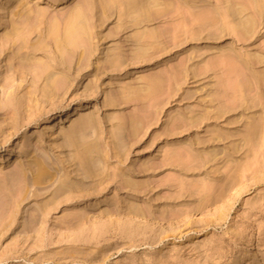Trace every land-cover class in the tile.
I'll return each instance as SVG.
<instances>
[{
    "label": "rangeland",
    "instance_id": "1",
    "mask_svg": "<svg viewBox=\"0 0 264 264\" xmlns=\"http://www.w3.org/2000/svg\"><path fill=\"white\" fill-rule=\"evenodd\" d=\"M47 1L12 0L7 5L8 11L3 12L1 7L6 0H0V17L2 16L4 20L9 19L8 16L11 14L8 12L12 8L19 14L21 11L22 14L24 13L21 14L20 23L27 40L25 41L26 47H22L21 51L16 53L18 61H29L30 63L34 61V67L40 63L46 64L54 52V38L62 30L64 32L70 18L79 12L81 13L80 18L84 15L90 20L92 27H96V32L113 31L108 40L100 39V36L91 40L90 45L95 48V55L91 59L93 62L100 56L98 52L104 46L119 45L130 53L128 50L131 40L126 41V38L134 30L131 27L125 28L126 30L119 28L120 31L116 29L118 6L124 4L126 0H72L69 4L62 5H52ZM157 1L162 2V6L157 7L158 10L153 9L152 26L159 31L158 34L159 37L161 35L162 42H166L163 44L166 47L170 46L171 50L165 53L161 47L155 45L156 47L153 46L152 50L154 52V48L158 47L157 52L159 50L162 52H158L161 54L160 57L155 56L150 61L149 59L127 60L128 65L123 71L112 76H104L100 82L101 87L104 85L103 87L106 86L116 91L123 86H135L139 82L137 79L139 75L147 74L148 76H145L150 78V75L154 76L153 74H155L157 80L162 77L159 81L163 83L158 82L161 86L153 84L155 89L150 87L149 92L137 93L138 96L137 94L127 98L117 96L113 98L116 105L106 108L102 104V91L99 94L91 95L83 93V87L88 83L83 77V81H80L77 86L69 88L62 99H59L58 102L53 100L51 101L53 103L45 104L43 107L44 109L46 106L49 108V106L58 105L55 110L57 128L68 125L69 118H71L69 115L64 116L60 111L64 107L63 104L69 106V109H73L78 108V104L81 103L83 105L80 108L81 112L94 111L99 115L103 131L108 125L104 114L109 111L117 112L126 122H130L133 116L134 118L138 116L140 132L137 133V137H133L130 135L133 129L129 127L126 130V143L128 144L126 145L128 147L125 146L126 153L121 151L126 156L122 155V159H125L120 166L129 173L133 180L143 183L140 188L142 190L139 192L124 188L122 185L120 186L119 182L117 183V180H114L111 184L99 186L98 190H101H97L98 193L94 194V197L97 198L91 196L90 201L84 200L77 206L72 201L61 203L56 209L46 214L37 233L23 234L21 215H23L24 207L20 209L19 203L22 201L23 194L32 193L28 191L25 179L26 175H31V172L26 171V160L31 154L29 153L31 147L24 152L20 144L24 137L30 134L33 136L30 141L43 140L48 144L52 140L49 136L50 133L47 130H42L49 115V113H43L37 122L30 123L24 131L19 130L9 142L4 144V146L12 147L13 152L7 156V160L0 161V264H233L236 259H241L242 264H258L264 260V171L262 174L259 172L264 169L262 168L264 167L262 161L264 153L261 151H264V147L260 146V150L258 146V151L255 147V150L249 147L248 155H246L245 149L239 146L240 149L233 154L237 157L235 163L228 160L229 164L226 165V161L220 164L219 156L216 160L211 161L210 156L204 154V150L207 147H218L221 154L223 152L222 155L225 156L231 151L229 143L233 137L225 142L221 139V141L211 142L210 139L217 135L211 128L214 125L213 122L205 121L199 126L186 129V131L183 129L181 133H178L176 121H174L175 124L172 122V119L175 120L174 116L177 111H183L187 106L199 110L203 99L207 98L206 93L215 97L216 104L225 100L224 91L227 87H224V82L225 86L230 84L229 87L232 89H229L234 92L241 77L245 75L244 67L240 65V59L245 56L247 50L253 52L262 50L264 52V36H256L246 42L243 41V34H239V30L229 27L231 22L228 25L223 24L215 12L216 7L222 6L221 1L223 0ZM228 1L227 3L231 7L241 5L245 6L244 8H247L248 12L253 11L251 10V0ZM19 17L20 15L17 18ZM104 18L106 19L103 20ZM230 19V17L226 18L225 22ZM5 22L8 24V21ZM5 26L4 23L0 25V33ZM129 37L132 38L133 35ZM174 39L175 42L178 41L177 44ZM170 40L173 42L172 44ZM182 40L183 44L179 45ZM0 44H2L1 40ZM5 45L4 52L0 53V104L7 100L6 88L2 90L1 87L4 80L7 79L8 83H13L16 86L22 78L21 84L25 83V86L34 76L33 72H30L31 75L19 72L18 76L15 72L11 77V72L8 71L9 67L4 61L6 46H8ZM173 47L175 48L173 49ZM150 50L149 53L152 52ZM53 56L55 58L54 54ZM11 57L13 56L11 55ZM71 60L73 61L74 57ZM253 60L252 62L258 67L259 64ZM7 71L8 75L6 76ZM152 76L151 79L155 78ZM14 78L15 80H12ZM236 80L238 82H235ZM243 82L242 85H246V82ZM152 89L153 91H151ZM221 92L223 93L222 99ZM233 96L232 100L238 98L235 93ZM14 105L15 99L13 98L10 106ZM72 111L74 110L70 112ZM4 113L6 111L0 109V126L2 128L5 126V122L2 120ZM155 114L157 115L155 116ZM218 122L220 124L217 129L228 130L227 126H220L221 120ZM180 123L178 122V124ZM184 125L185 122L182 126ZM214 127L216 128V125ZM176 130L177 132L174 133ZM260 133L262 134H259V137H263L264 134L261 130ZM198 139L202 142L194 143L193 146L197 151H193L192 148L190 149L191 146L186 143L198 141ZM1 140L0 136L2 143ZM260 140L261 138L256 143L257 145L262 143ZM254 144L250 146H256ZM250 151L257 154L256 157ZM109 153L112 154L110 151ZM221 154L220 157H222ZM112 157L110 156L109 161L116 163L119 160L117 157ZM208 159L211 162H208ZM258 161L263 166L259 165ZM246 163L249 164L247 171L245 170ZM254 169L259 170L255 173L258 174L257 177L253 176L255 175ZM241 175L243 176L241 177ZM227 176L229 177L227 178ZM234 177L238 178L235 183L233 182ZM231 178L234 180L232 181ZM227 184L234 185L228 187ZM225 185L229 189L225 187V191L221 193L222 195L225 193V195L221 196L218 194V190ZM102 186L105 187L102 188ZM204 188L207 191L210 189L211 192L208 193ZM216 194L221 198L218 195L216 197ZM45 195H31L26 200L29 201V206H33L34 202L40 206L47 198ZM125 197L131 199L132 202H139L143 214L157 220V225L147 224L146 226L140 222L141 220L138 221V225L130 218L126 219L122 215L125 208L115 207L118 203H123ZM94 200L99 204L92 207L90 204ZM251 200L253 203H250ZM6 201L9 202L8 205L4 203ZM104 201L109 204L106 205ZM159 206L161 209L163 208V214L157 210ZM75 207H84L86 210L84 212L87 215L86 221L84 219L82 222L84 224H79L78 230L74 227L70 228L72 226H69L70 223L67 222L70 219L68 210L76 209ZM103 208H110L112 221L101 216L106 212V209L102 210ZM222 210L223 213L225 212L224 214H222ZM11 211L19 212V214L17 213L11 218ZM180 212H183L185 217ZM186 214H189V217ZM199 216H201V220H197Z\"/></svg>",
    "mask_w": 264,
    "mask_h": 264
},
{
    "label": "bare ground",
    "instance_id": "2",
    "mask_svg": "<svg viewBox=\"0 0 264 264\" xmlns=\"http://www.w3.org/2000/svg\"><path fill=\"white\" fill-rule=\"evenodd\" d=\"M10 1L12 0H6L5 4L1 7V11H8L7 5ZM41 1L43 0H36V2ZM71 1L72 0H48L47 2H51L52 5H62L64 3L69 4ZM227 1H221L222 6L220 4L221 7L218 6L215 8V12L220 17L223 24L228 25L231 22L229 27L239 30V34H243V41L246 42L248 40L250 41L251 38L253 39V37L255 38L256 36H264V0H251V10H253L251 12L252 14L246 10L247 8H244L245 6L243 7L241 5H235V7H231V5L227 3ZM161 6L162 2L160 3V1L158 2L157 0H126L124 4H119L117 10L118 15L116 14L118 28L116 26V29L120 31L119 28L123 30L125 28L129 29L131 27V29L134 30L132 34L127 35L128 38H126V41L131 40L130 49L128 50L130 53L126 52V50L119 45L104 46L101 48V50H99L98 53L100 54V56L95 60V62L91 60L92 56L95 55V48L90 45L91 40L94 38H98L99 36L100 39L106 38L108 40L111 32L113 33V31L108 33L96 32V27H92L90 20L88 18H85L84 15H82V17L80 18L81 13L79 12L78 14L70 18V21L66 25L64 32L62 30L61 33L56 35V37L54 38V52H52V58H50L51 61L49 60L46 64L40 63L37 67H34V61L30 63L29 61L21 62L17 60L16 53L20 52L22 47H26L25 41L27 40V37L20 23V18L24 13L22 14L21 11V15L17 13L16 10L14 11L13 8V10L10 8L11 10L8 12L11 14H9L10 16H8L9 19L4 20L2 16L0 17V25L2 23L6 24L4 30L2 31V33H0V40L2 42V44H0V47L3 48H0V53L2 51L4 52V45H8H5L7 47V51L5 52L4 61L9 67L8 71L11 72V77L14 76L15 72H17L16 75L19 72H24L30 75L33 72L32 74H34L31 79L29 76L28 80L30 79V83L25 86V83L21 84L22 78H20V82L16 86H14L13 83H8L7 79L4 80V82H2L1 84L2 90L6 88L7 100L4 103L1 102L0 104V109L6 111V113L2 114V120L5 122V126L4 128L0 126V136L2 138V143L0 142V161L7 160V156L10 155L11 152H13L12 147L6 145L4 146V144L9 142L13 135L18 133L19 130L22 129V131H24L30 123L37 122L38 119L42 117L43 113H49V115L46 118L48 121H46L42 130H47V132L50 133V139H52L50 140V142H48V144L46 142H43V140H38L36 142L35 140L30 141L31 137H33L30 134L29 136L24 137V140L20 144V147L24 152H26L31 147V150L29 151V153L31 154L26 160V171L31 172V175H26L25 179L26 187L28 191L32 193L23 194L21 197L22 201L19 203L20 209L21 207H24L23 215H21V231L23 232V234L31 235L32 233H37V230H40L41 228L40 225L45 219L46 214L56 209L61 203H67V201H72L77 206L78 203L83 202L84 200L88 199L90 201L91 196H93L92 198L96 197H94V194L98 193L97 190L99 186L111 184V182L114 180H117V183L119 182L120 186L122 185L124 188L133 189L135 191L137 190L139 192L142 190L140 188H142L143 183L141 181L133 180L129 173L120 166L125 159H122V155H124L123 157L126 156V154H124L126 153L124 149L126 150V147H128V144L126 143V130L129 127L132 128L133 131L132 133H130V135L133 137H137V133L140 132V119L138 116H136L135 118L133 116L130 119V122H126L117 114V112L109 111L104 114V118L108 122V125L106 130L103 131L100 119L98 117L99 115L96 114L94 111L85 113L81 112L80 110L82 109L80 108L83 106L81 103L78 104V108L75 107L73 109H69V106H65L63 104L64 107L61 105L63 108L60 111L63 112L64 116L69 115L71 118H69L68 125L57 128V117H55V110H57L56 108L58 105L56 106L52 104L53 106H49V108L46 106V110V107L44 109L43 107L45 104L48 105L53 103L51 102L53 100H56V102H58L59 99L63 98V95L66 94L69 88L71 89V87H73L74 85L77 86L80 81H83V77H85L88 81V83L83 87V93L85 95H91L93 93L99 94V92L102 91V104L104 105V107L106 106V108H111L116 105L113 102V98L117 96H119V98H127L134 94L136 95L137 93L147 92L148 90L150 91V87L154 88L153 84H158V86H161L158 82H160L161 84L162 81L159 80L162 79V77L158 78L157 80L155 74H153L154 76L150 75V78L147 77V74H145L147 76H145L144 74V76L139 75L137 77L139 82L135 86H123L121 88H118L116 91H113L111 88L106 86L103 87L104 85H102L101 87L100 82V79L104 76H112L114 74H117L118 72L123 71L128 65L129 60L136 61L137 59H149L150 61L155 58V56L160 57V53L162 52L160 50V53H158L159 51L157 52L158 47L156 49L154 48V52L152 50V47L155 45L161 47V49H163L162 51L165 53L171 50L170 46L166 47V45L163 44V42L165 41L162 42V38H160L161 35L159 37L158 34L159 31L156 29V27L152 26L154 21L152 18V11L153 9L158 10L157 7ZM163 6L165 7L164 3ZM19 15L20 17L17 18ZM228 17H230L231 19L225 22L226 18ZM105 19L106 18H104L103 20ZM5 21H8V24ZM132 35L133 37L130 38L129 36ZM172 43L173 42H171V44ZM181 43L183 44V40L182 42L180 41L179 45H181ZM115 44L117 43L115 42ZM150 48L152 50L151 53H149ZM174 48L175 47H173V49ZM155 52L157 53L155 54ZM53 54L55 55V58ZM238 54L240 53L238 52ZM11 55L13 57H11ZM238 56L240 57V55ZM73 57L74 60L72 61L71 59ZM253 59L256 61V63L259 64L258 67H256L255 63L252 62ZM240 60V65L244 67L243 70H247L248 72L246 71V74V72L244 71L245 75H241L244 79L242 77L241 80L239 79V84L237 87L234 88V92L230 91V84L229 86H225L226 84L224 82V87H227V89H225L226 92L224 91L225 100H220L221 102L218 101L219 103L216 104L214 102L215 97L213 98L212 94L206 93L205 96L207 98L203 99L199 110H195L192 107L187 106L185 110L177 111V114L174 116L175 120L172 119L173 117L171 118L172 122L175 124L174 121H176V124L178 125L176 126L178 133H181L183 129H185L186 131V129H190V127L192 128V126H199V124L205 121H208L207 123H209L210 121L214 124L213 126H211V128H213V133L217 134L215 137H212L210 139L211 142H217L221 140L225 142L226 140L233 137V140H231L229 143V149L231 151L225 156L222 155L223 152L221 154V151L218 147H207L206 150H204V154L208 155V157L210 156L209 159L211 161L216 160L219 156L220 164L226 161V165L229 164L228 160H231V162L237 160L235 159L237 157L233 154H235L238 149H240L238 148L239 146L245 149L246 155H248L247 150L249 149V147L251 149L253 148V150L256 149V151H258L260 146L264 147V136L259 137V134H262L260 133V130L264 134V52L262 50H258V52L247 50L245 52V56ZM8 71L6 72V76L8 75ZM171 73L173 75V72ZM151 76L155 78L151 79ZM15 78L12 80H15ZM243 81L246 82V85H242ZM235 82L238 81L236 80ZM151 91H153V89ZM234 93L238 96L236 100H232V96L234 95ZM222 94L223 93L221 92V99L223 98ZM138 95L139 94H137V96ZM13 98L15 99V105L10 106ZM71 110L74 111L70 112ZM156 115L157 114H155V116ZM218 120L222 121L220 126H227L228 130H224L221 128V131L217 129L220 124ZM178 122L181 123L178 124ZM184 122L185 125L182 126ZM215 125L216 128L214 127ZM172 128L175 129V127ZM232 129L234 130L231 131ZM177 130L174 131V133H176ZM39 137L41 138V136ZM260 138V141L263 144L261 143L257 145L256 143H258ZM198 142L202 141L198 139V141L194 140L186 144H189V146H191L190 149L192 148L193 151H197L196 147H194L193 144ZM252 143H255L256 146L251 147L253 145ZM122 150L124 151V153H121ZM260 150L259 153L261 151L264 153L263 150ZM109 151L112 154H110ZM251 151L250 153L256 152ZM254 153L252 154L256 157L257 154ZM220 154L222 157H220ZM110 156L117 157L119 158V160L116 163L111 162L109 161ZM263 158L264 157H262V161L264 162ZM210 160L208 162H211ZM238 161L240 162V159ZM205 163L206 162H203V164ZM240 165L242 164L240 163ZM259 165L262 164H260L259 162ZM247 166H249V164L246 165L245 170L247 169ZM250 170L252 171V168H250ZM258 171V169H254L253 173L255 174ZM263 171L264 169L259 172L262 174ZM256 175L258 174H255L253 176L257 177ZM242 176L243 175H241V177ZM228 177L229 176H227V178ZM234 178H231L232 181L234 180ZM236 180H238V178H235L233 182L235 183ZM227 185H225L224 187L222 186V189L220 188L221 190L217 188L219 189V195L223 193L226 188L229 189L228 187L233 186L234 184L228 185V187H226ZM104 187L105 186H102V188ZM209 190L205 191L209 193L211 192ZM40 194H46L45 196H47V198L45 202L40 206L37 205L38 203L35 204L36 202L33 203V206H29V201H27L26 198L31 195L37 196ZM204 194L202 195L204 196ZM218 194H216V197ZM224 195L221 194V196ZM104 202L106 205L109 204L107 201ZM4 203L7 204L9 202L6 201ZM250 203H253L252 200L250 201ZM98 204L99 202L94 200L90 204V206L95 207ZM140 206L141 205L139 204V202H132L131 199H128L126 197L124 198L123 203H118L117 205H115V207H124L125 209L122 211V215L125 216L126 219L130 218L133 222L138 225L139 220H141L140 222L146 224V226L147 224H149L150 226L157 225L158 221L153 220L152 217L145 216L141 211L142 209L140 208ZM104 209L106 208H103L102 210ZM102 210L100 209V212ZM157 210H160V214L164 213L163 208L161 209L160 206ZM68 211L70 219H68L67 222L71 224H69V226H72L70 228L74 227V229L78 230L79 224H82V222H84V219L87 217L86 213L84 212L86 210L84 209V207H78L76 209H69ZM32 212L33 215L31 216ZM17 213L19 214V212L11 211L10 217L13 218ZM111 213L112 212L110 211V208H108L106 209V212L101 216H104L108 221H112V219H110L112 217ZM178 213L176 214L178 215ZM182 213L181 215L184 214ZM224 213L222 210V214ZM164 216L166 215L164 214ZM186 216L189 217V214H186ZM180 218L182 219V216ZM201 219V216L197 217V220ZM233 264H242L241 259L234 260ZM258 264H264V260L262 261V263Z\"/></svg>",
    "mask_w": 264,
    "mask_h": 264
}]
</instances>
